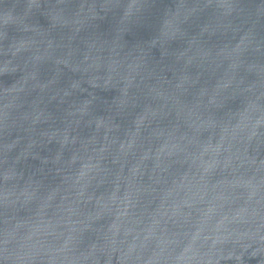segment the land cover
Instances as JSON below:
<instances>
[{
	"label": "water",
	"instance_id": "water-1",
	"mask_svg": "<svg viewBox=\"0 0 264 264\" xmlns=\"http://www.w3.org/2000/svg\"><path fill=\"white\" fill-rule=\"evenodd\" d=\"M0 264H264V0H0Z\"/></svg>",
	"mask_w": 264,
	"mask_h": 264
}]
</instances>
